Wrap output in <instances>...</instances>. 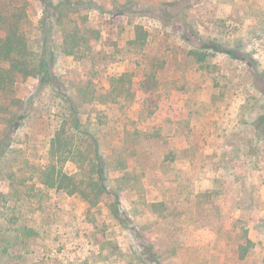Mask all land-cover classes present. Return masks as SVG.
Masks as SVG:
<instances>
[{"label":"rangeland","instance_id":"1","mask_svg":"<svg viewBox=\"0 0 264 264\" xmlns=\"http://www.w3.org/2000/svg\"><path fill=\"white\" fill-rule=\"evenodd\" d=\"M49 1V13L40 0L0 4L27 9L23 26L60 82L95 92L74 97L102 147L130 155L136 126L150 135L142 165L127 163L134 177L110 166L122 182L120 221L103 203L40 182L63 106L53 83L29 78L1 92L0 264H264V0ZM58 4L100 30L86 58L61 52ZM139 24L142 48L131 43ZM145 68L161 88L153 118L134 99L103 103L112 77ZM245 232L256 245L240 259Z\"/></svg>","mask_w":264,"mask_h":264},{"label":"trees","instance_id":"2","mask_svg":"<svg viewBox=\"0 0 264 264\" xmlns=\"http://www.w3.org/2000/svg\"><path fill=\"white\" fill-rule=\"evenodd\" d=\"M40 1L49 13L51 1ZM12 4L13 2H8V5L0 4V93L12 91L16 83L29 78L47 79L46 81L53 83L51 85L63 102L61 118L51 137L47 160L38 170L40 182L46 188L67 194H79L90 206L103 203L115 219L123 221L125 210L121 199L122 182L118 183V179L112 178L110 166L115 164L114 169H126L127 174L123 175L125 179L134 177L131 170L135 168H128V164L131 163L133 167L142 165V158L138 154L141 150V135H150V128L146 129V126L141 129V126H136V129H139L137 135L132 134L126 138V142L132 143L133 147L130 155H123L127 147L121 148L120 151L110 150L108 144L102 147L98 134L84 125L82 102H77L74 97L75 93L87 101L89 97H95V92L91 91L89 86L74 87V90H71L63 81L60 82L61 77L51 73L45 53L35 48L23 26L22 19L28 16L27 9ZM67 6L69 5L56 6L55 23L61 30L59 48L65 55L86 58L92 51L94 42L100 39L101 32L98 28L86 24V16L78 14L75 18L76 12ZM135 31L136 35L131 43L136 48H142L148 40V32L140 24L135 26ZM189 53L198 63L206 61L208 56L197 49L190 50ZM142 71L143 74L125 71L112 77L106 94H103V103H119L123 106V100L134 99L139 105V113L145 116L144 121L153 118L160 107L158 102L150 101L153 96L157 97L158 91L161 90L156 85L158 74H150V70L146 68ZM134 121L132 120L133 124L136 123ZM8 123L9 125H5L6 135L8 130L12 131L14 127V117L10 118ZM68 161L76 164L75 172L65 169ZM244 237L245 241L236 249L240 259H244L256 245L246 232Z\"/></svg>","mask_w":264,"mask_h":264}]
</instances>
